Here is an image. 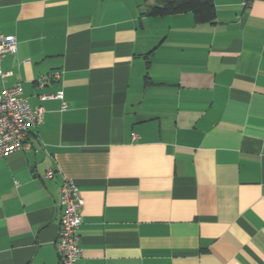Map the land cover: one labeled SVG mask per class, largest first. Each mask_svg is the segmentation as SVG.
I'll use <instances>...</instances> for the list:
<instances>
[{"label":"crops","instance_id":"crops-1","mask_svg":"<svg viewBox=\"0 0 264 264\" xmlns=\"http://www.w3.org/2000/svg\"><path fill=\"white\" fill-rule=\"evenodd\" d=\"M152 3L0 0V90L45 108L0 157V264H60L66 177L74 264H264V0H214L213 22Z\"/></svg>","mask_w":264,"mask_h":264},{"label":"built area","instance_id":"built-area-1","mask_svg":"<svg viewBox=\"0 0 264 264\" xmlns=\"http://www.w3.org/2000/svg\"><path fill=\"white\" fill-rule=\"evenodd\" d=\"M255 0H241L242 5L249 7ZM17 50V40L14 35H0V57L7 52ZM8 73L0 71L1 76ZM52 75L60 76L59 71ZM48 76L43 74L39 83L44 85ZM42 99L60 98L63 100L62 109L67 108L64 100V92L43 93ZM45 108L43 105L33 106L23 95L21 83L0 90V157L10 155L16 151L27 150L32 147V133L40 123L44 121ZM133 138L136 134L133 133ZM49 169L45 177L50 178L54 174ZM60 204L62 215L60 219V233L56 241L60 264H74L81 256L80 237L78 229L83 222L82 207L84 199L78 184L66 177L61 186Z\"/></svg>","mask_w":264,"mask_h":264},{"label":"trees","instance_id":"trees-1","mask_svg":"<svg viewBox=\"0 0 264 264\" xmlns=\"http://www.w3.org/2000/svg\"><path fill=\"white\" fill-rule=\"evenodd\" d=\"M192 12L196 22H213L216 18L214 0H153L146 13L161 16Z\"/></svg>","mask_w":264,"mask_h":264}]
</instances>
